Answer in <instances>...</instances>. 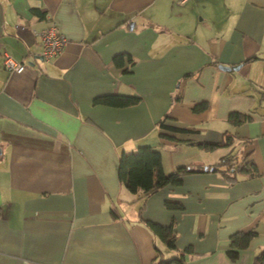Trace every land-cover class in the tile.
<instances>
[{
  "label": "crops",
  "instance_id": "0c3cea01",
  "mask_svg": "<svg viewBox=\"0 0 264 264\" xmlns=\"http://www.w3.org/2000/svg\"><path fill=\"white\" fill-rule=\"evenodd\" d=\"M52 22L67 43L47 60ZM5 51L23 72L4 65ZM122 52L136 59L131 72L114 66ZM106 94L142 99L93 104ZM232 112L252 118L234 125ZM165 115L189 131L159 128ZM228 135L214 150L190 142ZM141 145L161 152L166 174L230 153L259 174L191 172L139 198L118 161ZM144 219L173 223L178 248ZM250 230L232 259L231 236ZM189 246L184 264H254L264 250V0H0V264H153Z\"/></svg>",
  "mask_w": 264,
  "mask_h": 264
},
{
  "label": "trees",
  "instance_id": "16d2710c",
  "mask_svg": "<svg viewBox=\"0 0 264 264\" xmlns=\"http://www.w3.org/2000/svg\"><path fill=\"white\" fill-rule=\"evenodd\" d=\"M33 11L38 15H43L38 8H33ZM258 58V56L249 57L245 61H250ZM114 66L122 73H128L132 71V68L136 64V59L129 53H118L114 58ZM139 95H123V94H106L100 95L93 99V104H103L116 107H125L136 105L141 101ZM208 106L207 101L200 102L193 107L195 112L205 110ZM252 116L246 113L232 112L229 116V121L234 125L241 124L243 122L251 120ZM169 119V115H165L158 123L159 128L163 130H171L172 132H188L189 129L179 127L176 125L168 124L166 121ZM194 130V129H193ZM161 136L167 137L172 140L181 141L176 138L162 132ZM193 144H197L202 148L208 150H214L218 147L229 146L232 144L231 136H227L225 140L221 142H206V141H190ZM236 154L230 153L224 155L216 162L212 167L205 169L202 166L184 165L178 167L170 174H166L162 165L161 152L151 145H141L133 151H123L118 161V176L121 184L126 187L131 193L137 194L139 198H146L161 188L172 184L179 185L182 183V176L191 172H203L208 170L221 171L224 174H228L232 180H236L238 174L245 176H256L259 174L258 168L253 161L247 163H241L237 161ZM233 171V172H232ZM165 205L170 209H182L183 203L166 199ZM113 214L116 216L115 212ZM145 224L161 238L164 244L170 249H177L176 239L177 233L174 228V224L163 225L158 222L143 220ZM256 231H239L231 236V247L228 251V255L235 259L239 255V250L246 248L249 245L251 239L255 236ZM193 254L192 246L183 249L179 256L171 259H158L153 264H184L186 262V255ZM264 263V250L260 252L254 260V264Z\"/></svg>",
  "mask_w": 264,
  "mask_h": 264
},
{
  "label": "built area",
  "instance_id": "2783aa9c",
  "mask_svg": "<svg viewBox=\"0 0 264 264\" xmlns=\"http://www.w3.org/2000/svg\"><path fill=\"white\" fill-rule=\"evenodd\" d=\"M43 39V57L47 60L57 56L63 51L67 43L66 37L58 31L55 22L42 31ZM4 65L15 72H23L28 63L25 61L17 60L7 51L4 52Z\"/></svg>",
  "mask_w": 264,
  "mask_h": 264
},
{
  "label": "water",
  "instance_id": "95a60500",
  "mask_svg": "<svg viewBox=\"0 0 264 264\" xmlns=\"http://www.w3.org/2000/svg\"><path fill=\"white\" fill-rule=\"evenodd\" d=\"M133 26V24L131 25V27ZM41 58H43V57H41ZM222 69H224V70H231L232 68H234V69H238V68H240V65H237V66H229V65H224V64H220L219 65Z\"/></svg>",
  "mask_w": 264,
  "mask_h": 264
}]
</instances>
